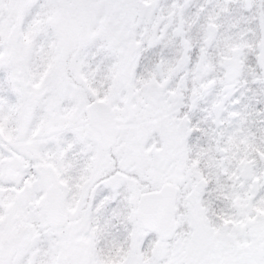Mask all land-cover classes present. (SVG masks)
Listing matches in <instances>:
<instances>
[{
  "label": "snow or ice",
  "instance_id": "snow-or-ice-1",
  "mask_svg": "<svg viewBox=\"0 0 264 264\" xmlns=\"http://www.w3.org/2000/svg\"><path fill=\"white\" fill-rule=\"evenodd\" d=\"M0 264H264V0H0Z\"/></svg>",
  "mask_w": 264,
  "mask_h": 264
}]
</instances>
